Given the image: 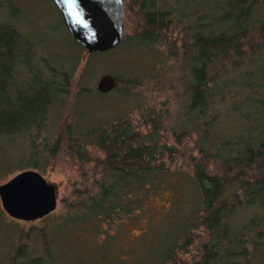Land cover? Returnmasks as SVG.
I'll use <instances>...</instances> for the list:
<instances>
[{
    "label": "trees",
    "instance_id": "16d2710c",
    "mask_svg": "<svg viewBox=\"0 0 264 264\" xmlns=\"http://www.w3.org/2000/svg\"><path fill=\"white\" fill-rule=\"evenodd\" d=\"M263 6L264 0H128L125 16L135 26L103 53H89L63 18L54 26L64 41L56 50V30L52 39L28 37L17 17L0 19V180L27 169L44 175L62 162L79 175L66 209L38 225L0 212L1 237L4 224H12L0 263L252 264L264 248ZM157 48L183 88L171 132L178 144L195 138L188 170L176 166L181 149L159 134L166 111L146 107L134 123L99 109L107 93L93 81L98 64L113 58L111 92L129 95L142 77L137 71L123 78L119 68L135 52ZM169 191L160 222L135 246L119 244L105 227L116 223L117 230L149 213L152 199Z\"/></svg>",
    "mask_w": 264,
    "mask_h": 264
},
{
    "label": "rangeland",
    "instance_id": "374dc122",
    "mask_svg": "<svg viewBox=\"0 0 264 264\" xmlns=\"http://www.w3.org/2000/svg\"><path fill=\"white\" fill-rule=\"evenodd\" d=\"M4 1L5 0H0V2L3 3L0 5V19L6 21L13 17H17L15 25L19 26L20 31L28 37L37 35L52 39L55 37L54 30H56L58 36L55 37L56 39L54 38L52 42L54 44L56 43L54 50L60 49L64 42L62 31L57 29V26L54 28V26L61 23L62 15L52 0H9L11 5L4 4ZM127 1L128 0H125V2ZM262 13H264V6ZM135 22L136 20L134 18L128 19L125 16L124 32L131 33L135 26ZM50 44V42L47 43V45ZM157 49L158 50L156 51L149 49L143 50L142 52H135V56L127 62H124L123 65H121V68H119V73L123 78L129 77L130 75L132 76L133 73L136 74L137 71H139L138 73L142 77L141 86L132 91V94L129 95L108 92L105 97L98 100V105L100 106V108L99 106L98 108L104 114L113 117L115 120L120 117H129L134 123L140 122L142 119V110L146 107L155 109L157 113H163L166 111L163 113L166 119L160 129H158L159 134L164 135V137L165 134H167L169 145H176L181 149L179 157H177L176 166L182 170H188L189 155L191 153H197L194 147L195 138H193V136H188L181 144H178L171 132L172 126L177 117V112L181 106L180 97L183 93V88L178 81L177 70L175 73H172L174 72L173 69L176 68L175 65L172 61L168 60L166 64L162 66L159 54L163 49ZM114 63L116 62L112 58L109 61L103 60L98 64L94 71L95 75L93 79L96 86L98 85L99 79L104 74H111L110 69L114 66ZM163 75L164 78H162V82H159V77H162ZM171 80L173 82H171ZM44 176L49 182H53L57 185L58 206L54 212L58 213L63 211L66 209L69 201L73 198V189L77 185L76 183H78L79 179L78 172L68 163L62 162L59 165L50 168ZM4 182L6 181L0 180V184ZM172 196L173 193L170 191L166 192L165 195L155 196V198L152 199V207L149 213L139 212L134 218L125 219L124 223L117 230H115L116 223H113L112 227L107 225H105V227L110 228V231L114 233L119 244L126 248L133 247L135 246V243L139 241L142 234L148 233L149 231L151 232L152 230L150 229L158 225L160 217L162 216L161 212L165 207L170 205L167 200L171 199ZM2 210L4 211L0 199V212ZM247 213L249 212H241L238 215V219L244 220ZM5 219L4 216L3 218H0V220ZM18 221L27 223V226L40 224V219L34 221ZM11 226L12 224L8 222L4 224V237L7 234V229ZM4 237H1L0 235V248L2 247V239ZM253 258L252 264H264V248L258 251Z\"/></svg>",
    "mask_w": 264,
    "mask_h": 264
},
{
    "label": "water",
    "instance_id": "95a60500",
    "mask_svg": "<svg viewBox=\"0 0 264 264\" xmlns=\"http://www.w3.org/2000/svg\"><path fill=\"white\" fill-rule=\"evenodd\" d=\"M70 35L89 53H103L117 47L125 30V0H53ZM117 80L104 74L98 81L103 93L115 89ZM4 211L25 221L42 219L58 206L57 185L38 170H23L0 184Z\"/></svg>",
    "mask_w": 264,
    "mask_h": 264
}]
</instances>
